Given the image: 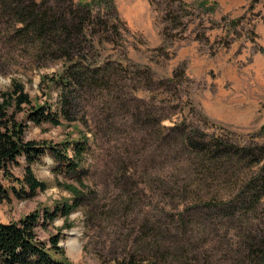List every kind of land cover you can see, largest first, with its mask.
Listing matches in <instances>:
<instances>
[{
    "label": "rangeland",
    "instance_id": "1",
    "mask_svg": "<svg viewBox=\"0 0 264 264\" xmlns=\"http://www.w3.org/2000/svg\"><path fill=\"white\" fill-rule=\"evenodd\" d=\"M203 1L216 12L203 10ZM236 1L113 0L95 7L83 53L98 66L111 62L110 68L99 84L66 90L76 101L71 120L61 112L64 61L33 31L20 29L0 0V97L22 84L33 103L62 119L59 125H38L26 115L31 106L24 105L17 115L27 124V140L72 143L86 134L88 144L75 173L56 172L58 163L48 154L35 163L47 190L0 199V221H19L71 201L73 193L57 183L75 184L82 177L84 204L69 219L57 215L45 223L42 217L37 226L46 242L62 233L59 245L72 263L118 264L131 256L154 264L242 261L235 238V224L246 219L239 191L258 167L227 156L200 160L185 141L189 135L195 141L218 135L228 147L264 144V30L256 18L239 19L250 3ZM55 6L59 16L80 22L76 5V14L67 0H55ZM20 160L12 171L23 178ZM86 203L93 205L90 222ZM72 230L80 232L75 258L65 244Z\"/></svg>",
    "mask_w": 264,
    "mask_h": 264
},
{
    "label": "trees",
    "instance_id": "2",
    "mask_svg": "<svg viewBox=\"0 0 264 264\" xmlns=\"http://www.w3.org/2000/svg\"><path fill=\"white\" fill-rule=\"evenodd\" d=\"M7 10L14 15L16 24H21L20 29H28L38 35V39L47 51L60 56L63 63V76L61 84L64 88L61 98L66 104L62 106V116L73 120V109L76 101H71L66 90L78 89L77 87L86 85H97L102 76V72L110 68L109 61L102 62L106 65H95V59L86 52L83 53V43L85 36L91 35V30H87L88 22L96 21L91 19V14L95 7L103 4H112L113 0H67L71 5H76V11L80 22H73L68 15H58L55 0H2ZM183 2L184 0H180ZM258 0H253V2ZM202 9L206 10L204 1ZM216 6H212L208 11H212ZM55 10V12H49ZM74 14V15H75ZM104 27L107 28L108 21H104ZM103 27V28H104ZM91 28V27H90ZM108 29V28H107ZM109 30V29H108ZM119 63V62H118ZM122 67L127 68L125 63ZM106 82H102L105 85ZM64 94V95H63ZM35 103V102H34ZM30 93L26 91L22 84H16L12 92H4L0 97V199H9L14 193L16 197L32 198L39 189L47 190V182L41 181L34 173L33 165L42 162L46 154L50 155L58 163L54 169L56 172H77L83 156L87 149V136L83 134L81 138L74 139V142L38 141L36 139H26L27 124L18 117V112L24 109V105L31 106L26 114L29 121L41 125L44 120H48L55 125L63 121L60 116L47 112L46 106L34 104ZM37 104V105H36ZM264 134V126L261 128ZM196 137V136H195ZM206 141H195L189 135L185 139L186 143L196 147L198 159L208 158V161L215 162L218 158L227 156L229 160H238L237 162H249V165H257V170L250 176L248 186L242 187L240 192L243 199H240L241 218H246L243 225L236 226V243L238 249L243 253V260L238 264H264V144L252 146L245 144L240 146L228 147L224 144V139L216 135ZM73 149V154L71 153ZM20 158L25 160V169L23 178L13 175V166L21 164ZM251 172V170H250ZM10 179L6 184L5 180ZM13 182V183H12ZM16 187V183H18ZM78 183H64L58 181L59 187H64L73 193V198L63 200L57 203L51 210L49 207L40 210H34L25 215L19 221L2 222L0 221V264H74L65 254L64 247L59 245L61 232L52 235L48 242L40 239L37 226L45 217V223L48 220H54L57 215L69 219V215L77 207L84 204L88 197L87 188L84 186L82 177L77 180ZM243 190V191H242ZM133 200V195L130 196ZM132 197V198H131ZM220 199V198H218ZM93 204V202L91 201ZM86 203V215L89 222L91 219V209L93 205ZM206 206H210L205 201ZM262 207V209H261ZM260 209L262 210L260 213ZM234 218L236 220L233 210ZM184 217V214L182 215ZM240 219V218H239ZM68 227H71L70 225ZM129 258V257H128ZM127 258V259H128ZM149 262V263H148ZM136 259L131 256L129 260L120 261L118 264H154L152 261Z\"/></svg>",
    "mask_w": 264,
    "mask_h": 264
},
{
    "label": "crops",
    "instance_id": "3",
    "mask_svg": "<svg viewBox=\"0 0 264 264\" xmlns=\"http://www.w3.org/2000/svg\"><path fill=\"white\" fill-rule=\"evenodd\" d=\"M259 1L253 2V0H247V2L250 3V6H248L249 8H244L243 7V8H241V10L243 9V11H248V13L243 12L242 13L243 15H241V17H240V14H241L240 13L238 15H235V17H233V18L240 17L239 19H241V18L243 19L245 16H246L247 19L256 18L255 21H259L258 24L261 27L259 29H261V30L263 29L264 30V23H263V20H262V17L264 16V4L260 5ZM204 4H205L206 11H208L213 5V3H207L206 4V2H204ZM215 10H216V8L214 10H212V11H215ZM241 10L239 9L238 11H241ZM212 11H209V12H212ZM230 11H233V13H237L238 12V11L232 10V9H230ZM227 12H229V11H227ZM257 18H259V19L257 20ZM237 22H238V19H234V23L236 24ZM228 25H230V24H228ZM257 29H258V27H257ZM257 32H259V31L257 30ZM262 49H264V48H262Z\"/></svg>",
    "mask_w": 264,
    "mask_h": 264
},
{
    "label": "bare ground",
    "instance_id": "4",
    "mask_svg": "<svg viewBox=\"0 0 264 264\" xmlns=\"http://www.w3.org/2000/svg\"><path fill=\"white\" fill-rule=\"evenodd\" d=\"M79 233L80 232L78 230H72L65 241L69 253L72 254L74 258L81 248V245L77 241V236L79 235Z\"/></svg>",
    "mask_w": 264,
    "mask_h": 264
}]
</instances>
